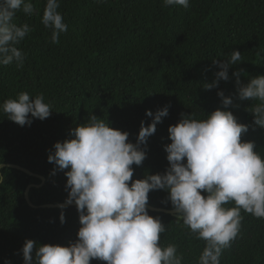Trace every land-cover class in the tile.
Masks as SVG:
<instances>
[{"label": "trees", "instance_id": "obj_1", "mask_svg": "<svg viewBox=\"0 0 264 264\" xmlns=\"http://www.w3.org/2000/svg\"><path fill=\"white\" fill-rule=\"evenodd\" d=\"M32 2L38 14L26 16L21 11L16 17L18 24L28 23L34 29L18 46L27 53L24 67L0 66V106L20 92L32 98L43 93L52 113L44 120L34 118L31 126H20L0 107V165L21 166L46 182L30 190L37 207L32 208L25 191L42 181L17 169L0 170L4 177L0 264H24L22 248L29 239L36 242L33 264L39 246L68 247L78 240L82 225L77 207H43L66 203L70 192L66 190L70 169L58 170L48 156L55 152V143L74 139L73 130L87 124L91 115L128 132V142L136 144L141 122L147 126L153 119L146 112L155 114L168 107L169 115L157 124L147 144L140 146L147 156L140 166L132 165V181L166 173L170 162L165 146L172 143L169 127L179 123L181 114L205 119L218 109L231 111L238 123L249 126L241 141L254 142V151L264 157V128L254 124L250 111L260 101L241 100L233 75L243 70L241 85L264 75V0H190L187 9L164 6L163 0H61L59 11L68 31L61 34L59 44L51 42V30L41 22L45 0ZM233 51H240L242 60L229 68V80L205 88L221 70L213 60L224 62ZM219 91L233 104L225 107ZM169 194L152 190L148 204L174 210ZM148 212L160 217L167 229L160 244L177 245L183 264H196L205 241L196 239L183 221L177 223L178 218ZM241 214V232L232 247L224 250L220 264H264V219ZM90 264L107 262L92 259Z\"/></svg>", "mask_w": 264, "mask_h": 264}, {"label": "clouds", "instance_id": "obj_2", "mask_svg": "<svg viewBox=\"0 0 264 264\" xmlns=\"http://www.w3.org/2000/svg\"><path fill=\"white\" fill-rule=\"evenodd\" d=\"M163 5L187 9L190 0H163ZM60 6L61 0H45L41 20L51 30L54 44H59L61 34L68 31ZM21 11L26 16L38 14L32 0H0V66L24 67L27 53L18 46L34 29L28 23L16 22ZM241 60L240 51H233L224 62L213 60L221 70L216 80L204 87L211 89L218 87L220 80H229V68ZM242 71L233 73L239 98L260 101L250 111L254 124L264 128V75L241 85ZM218 95L225 107L233 104L223 91ZM0 107L20 126H31L34 118L44 120L52 113L43 93L32 98L26 91ZM146 115L153 117L152 122L147 126L141 122L136 144L128 142V132L111 128L95 115L73 130L74 139L55 143L48 161L58 170L70 169L66 172V190L70 189L66 204L75 202L82 227L78 240L68 247L39 246L36 264H90L92 259L107 264H183L177 245L160 244L167 229L160 217L148 212L152 190L168 191V199L179 214L176 222L183 221L196 239L205 241L196 264H220L224 250L232 247L241 232L242 211L264 219V157L254 151V142L241 141L248 125L238 123L231 111L219 109L205 119L181 114L179 123L169 127L172 143L165 146L170 162L166 173L132 181V165L140 166L147 156L140 146L147 144L169 109L165 106L155 114L148 110ZM3 180L0 175V183ZM60 220L65 221L63 212ZM35 245L33 240L25 241L24 264H33Z\"/></svg>", "mask_w": 264, "mask_h": 264}, {"label": "water", "instance_id": "obj_3", "mask_svg": "<svg viewBox=\"0 0 264 264\" xmlns=\"http://www.w3.org/2000/svg\"><path fill=\"white\" fill-rule=\"evenodd\" d=\"M4 167H9V168H12V169H17L19 171H22L30 176H34V177H37L39 178L41 181H42V184L41 185H29V187L26 189L25 191V199L27 201V203L29 204V206H31L32 208H37L31 201L30 199V196H29V193H30V190L32 188H40L42 187L45 182H46V179L43 177V176H40V175H37V174H34L32 173L30 170L28 169H25L21 166H18V165H13V164H7V165H2L0 166V170ZM0 175H2L1 171H0ZM1 184V183H0ZM65 205L63 208H68V207H77V205L75 204V202H73L72 204H66V203H61V204H49V205H45L43 207L45 208H61L60 205ZM147 209L152 211V212H161V213H165V214H169L175 218H179V214L175 211V210H166V209H161V208H155L149 204H147Z\"/></svg>", "mask_w": 264, "mask_h": 264}]
</instances>
